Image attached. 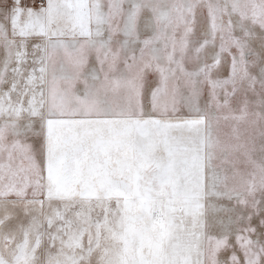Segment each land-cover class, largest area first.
<instances>
[{"label": "snow or ice", "instance_id": "6c2138e0", "mask_svg": "<svg viewBox=\"0 0 264 264\" xmlns=\"http://www.w3.org/2000/svg\"><path fill=\"white\" fill-rule=\"evenodd\" d=\"M0 264H264V0H0Z\"/></svg>", "mask_w": 264, "mask_h": 264}]
</instances>
